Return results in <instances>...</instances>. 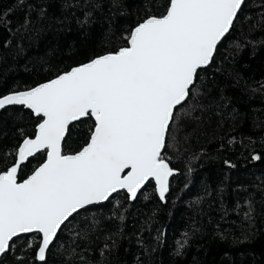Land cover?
Returning <instances> with one entry per match:
<instances>
[{
  "label": "trees",
  "instance_id": "obj_1",
  "mask_svg": "<svg viewBox=\"0 0 264 264\" xmlns=\"http://www.w3.org/2000/svg\"><path fill=\"white\" fill-rule=\"evenodd\" d=\"M166 3L0 0V96L126 46L128 31ZM195 87L200 94L178 106L166 135L162 155L177 174L165 199L149 181L133 201L119 191L79 211L58 232L46 264H264V0H246ZM39 122L23 106L0 110V171ZM92 124H71L63 152L79 151ZM44 158L22 164L18 181ZM39 243L38 233L15 238L0 264H42Z\"/></svg>",
  "mask_w": 264,
  "mask_h": 264
},
{
  "label": "snow or ice",
  "instance_id": "obj_2",
  "mask_svg": "<svg viewBox=\"0 0 264 264\" xmlns=\"http://www.w3.org/2000/svg\"><path fill=\"white\" fill-rule=\"evenodd\" d=\"M111 3L122 8V0ZM245 3L167 0L160 15L146 14L128 31L126 46L0 97V109L23 106L40 121L34 138L24 137L12 165L0 171V256L14 248V238L38 233L35 259L46 264L62 226L118 190L134 199L155 180L165 199L174 170L162 150L175 110L200 94L199 71L211 65ZM82 118L93 121L87 142L65 154L69 126ZM38 154L44 161L18 181L21 165Z\"/></svg>",
  "mask_w": 264,
  "mask_h": 264
},
{
  "label": "water",
  "instance_id": "obj_3",
  "mask_svg": "<svg viewBox=\"0 0 264 264\" xmlns=\"http://www.w3.org/2000/svg\"><path fill=\"white\" fill-rule=\"evenodd\" d=\"M85 63H86V62H85ZM77 66H78V65H77ZM74 67H75V66H74ZM69 70H70V69H69ZM45 82H46V81H45ZM42 83H44V82H42ZM40 84H41V83H40ZM38 85H39V84H38ZM36 86H37V85H36ZM34 87H35V86H34ZM21 91H24V90H21ZM10 93H11V92H10ZM10 93H7V94H10ZM7 94H5V95H7ZM2 96H4V95H2ZM2 96H0V97H2ZM6 107H10V106H6ZM0 110H2V109H0ZM34 116H35V115H34ZM82 119H83V118H82ZM36 126H37V125H36ZM30 138H34V136H33V137H30ZM62 146H63V145H62ZM80 150H81V149H80ZM80 150H79V151H80ZM162 151H163V150H162ZM77 152H78V151H77ZM75 153H76V152H75ZM65 154H74V153H65ZM29 159H30V158H29ZM26 162H27V161H26ZM24 163H25V162H24ZM24 163H23V164H24ZM169 166H170V165H169ZM127 171H128V170H125V174H126ZM176 174H177V170H174V171H173V175L169 177V187H170V181H171V178H172L174 175H176ZM29 175H31V174H29ZM29 175H28V176H29ZM28 176H27V177H28ZM27 177H26V178H27ZM26 178H25V179H26ZM23 180H24V179H23ZM23 180H21V181H23ZM149 181H152V182L154 183L155 191H156V193H157V195H158V197H159V194H158V192H157V190H156L155 180H149ZM149 181H147V182L145 183V185L142 186V188L138 191V193L141 192V191L144 189V187L146 186V184H147ZM119 191H125V192L128 194L129 199H130L131 201H133V200L136 199V198H134V199L131 198V197H130V194L127 192L126 189H121V190H118L117 192H119ZM117 192H116V193H117ZM168 192H169V190H168ZM168 192L165 194V196L168 194ZM138 193H137V195H138ZM113 194H115V193H113ZM113 194H112V195H113ZM136 197H137V196H136ZM159 199H160V198H159ZM160 200H161V199H160ZM104 202H105V201H102V202H100V203H98V204H102V203H104ZM98 204H94V205H98ZM91 206H93V205L87 206L86 208L91 207ZM86 208H85V209H86ZM83 210H84V209H83ZM80 211H81V210H80ZM31 234H33V233H31ZM22 235H28V234H21L20 236H22ZM39 235H40V241H41V239H42V234H39ZM14 239H15V238H14ZM53 242H54V241H53ZM37 250H38V249H37ZM1 257H2V256H0V259H1Z\"/></svg>",
  "mask_w": 264,
  "mask_h": 264
}]
</instances>
